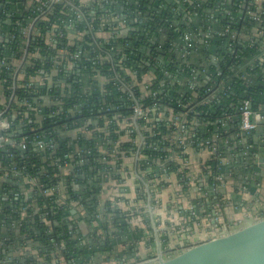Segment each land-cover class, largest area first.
I'll return each mask as SVG.
<instances>
[{
    "label": "built area",
    "instance_id": "2783aa9c",
    "mask_svg": "<svg viewBox=\"0 0 264 264\" xmlns=\"http://www.w3.org/2000/svg\"><path fill=\"white\" fill-rule=\"evenodd\" d=\"M19 1L21 0H17L16 3H19ZM24 1L25 6L31 9L32 15L27 19L26 26L18 29L21 36L19 44L22 56L18 60H4L0 64V71H2V68L5 69L12 74L13 79V87L9 97H6L3 89H0L2 91H0V152L8 153V157L4 159L8 164L3 165L0 162V184L1 182L11 181V183L17 182L23 185L22 192H13L12 196L6 193L0 194V264H31L29 260H35L36 263L42 264L48 258H50L49 261L51 262L46 261L44 264H76L77 262L74 259H70L67 253V246L64 243L57 245L55 250H51L49 254L46 252L42 255L39 249L32 250V247L36 246L37 243L34 238L27 241L26 237L31 236L29 228L27 230L22 229V222L25 221L30 224L32 219H28L30 216L26 208L22 205V207L17 205L21 195L29 200L32 198L36 188H38V192L46 197L57 194L56 203L60 206L67 204V197L63 196L60 185L59 188L42 190L43 186H38L35 178L23 175L17 168L18 164L15 156L10 154L11 151H25L29 145L27 137L18 140L15 135L17 130H20V134L23 133L22 126L14 128V119L18 117L15 107L25 108L36 114L42 111V105L38 103V97L35 101V106L27 100H18L16 92L19 88H24L31 94H34L33 92L35 91L36 95H34L37 96L41 88L46 85V80L49 81L50 86L57 83L58 87H65L67 81L74 78L78 79L84 88L92 86L106 88L107 85H112L117 86L118 90L126 92L128 99L134 103L132 107L133 114L130 118L124 119L119 127L126 132V136L135 135L133 143L136 148L133 157L125 162L129 169L124 171L121 183L123 184L132 172L130 170L131 167L128 166V162L130 164L132 161L135 165L136 178L141 180L145 187L147 184L150 188L152 206L154 211L158 213L159 218L164 216L165 202L162 200V195L158 192L154 196V189L158 188L159 185L155 177L167 181L171 174L182 175L180 179L182 187L190 192L196 191L199 194L197 195V198L200 199L199 202L208 200L213 195L223 193L224 172L227 165V158L224 153V149L227 148L226 144L228 148L230 146L229 142L234 141V143L237 142L238 144L244 138L242 136L243 133H246L250 138L260 133L264 125V114L254 110L249 99L242 100L238 106L233 107L232 111L227 110L224 112L225 94L224 79L222 78L224 74L220 70L221 67L217 65L215 68L218 73L212 70V65L222 63L223 59L221 60L219 56L206 52L201 47L206 46L216 33L219 37L228 36L230 38L231 43L225 46V48H229V52H234L236 41L245 43L247 38L251 41L256 38L261 39L264 36V31H261V26L264 23V0H254L250 7L244 4L240 5L237 10L240 15L247 16L255 23L247 33L245 27H242L241 31L232 30L231 27H234L233 25L241 26L242 18L236 19L232 14V9L225 7L224 3H220L219 6H216L211 11H207L203 19L194 10L183 9L182 11V7L170 11L173 14L178 13L177 17L179 18L169 21L167 29L161 33L160 41L164 46L166 44L172 45L176 57L174 67L177 75L180 74L179 78L181 81L176 78L177 76L166 70H162V72L169 77V80L190 92L185 104L181 105L177 112L172 109L163 110L158 104L153 106H143L141 104L140 98H137L134 92L135 86L139 87L144 96L152 95L157 97L156 91L150 90L155 79L154 71H148L147 69L152 59L148 61L146 66L136 65L135 61H130L129 55L132 50H130L131 46L129 44L112 46L118 41L120 33L130 34L133 24L143 26L146 16L149 14L139 11L134 18H129V14L126 11L111 8L109 6L111 4L110 0ZM1 2L6 5V0H1ZM8 3L9 5L2 10L4 14H8L9 10H7V7L13 5L11 2ZM190 4H193V2H190ZM57 5L68 8V15H71L67 26L72 31V35L69 36L70 40L63 47L58 46L59 38L62 37V35H57L60 30L59 22L50 23V16L53 14L54 6ZM251 6H254L255 9L251 10ZM120 8L119 5L118 9ZM8 15L10 16V14ZM220 18L228 23L224 29L218 27L217 20ZM42 23L47 24L45 28L40 26ZM78 24H83L87 32H82ZM7 33L0 35V37L5 40H8L10 36L12 39L15 38L12 35L8 36ZM38 40L43 41L49 49L56 50L55 56L48 57V60L52 63L53 73L43 71L41 74L30 77L28 82L22 85L21 82L26 77L24 74L25 66L39 58L38 49H35L34 52H29L30 47ZM158 40L159 38L155 37L153 42L156 43ZM108 46H111V48L107 49ZM157 53L158 50H155L153 57ZM156 58L158 60V57ZM164 59L161 61V65H165L167 62V59ZM259 60H261L259 64L255 65V63L251 62L250 66L254 64L255 68H258L264 61L263 59ZM100 63L109 66L107 75L94 74L97 71L96 66ZM138 72L142 73V82L138 80ZM163 88L164 84H161L157 92L161 93ZM41 98L39 97V99ZM46 105L50 107L60 106L62 102L47 98ZM201 108H207L206 112H200L203 115V122L197 118L189 121L192 114L199 115L197 111L201 110ZM58 114L60 112H52V117H56ZM26 118L29 119V115ZM152 119L158 122L159 127L158 125L148 126ZM235 121L237 122L236 126L233 124ZM77 124L78 122L74 123L71 126L72 129ZM231 128L235 129V132L237 131L236 135H234L235 138L232 137L226 142L232 135L225 137L224 134L226 132L229 134ZM155 130L159 131V134ZM63 131L67 130L64 129ZM98 131L103 132L104 129H99ZM91 132L87 127L83 126L73 131L71 130L73 136L78 134L89 135ZM152 138H159L160 140L151 143L150 139ZM38 146L41 150H44L45 148H53L55 143L52 141L48 144L39 142ZM76 148V151L71 155H67L66 158L81 157V164H86L85 158L88 155L84 154L85 149H81L78 146ZM150 152H152L150 156L147 155ZM88 153L91 154V152ZM99 153L102 155L106 153L105 148L101 145ZM194 153L201 154L204 160L203 169L201 170V187H198L197 182L193 180L189 173L190 162ZM114 154L113 151L111 157L115 156ZM153 154H155L154 158ZM52 164L55 165L57 163ZM104 177L107 178V181L102 183L101 192L108 185L111 187L115 186V195L120 196L119 182L109 180L107 173H104ZM79 179L86 180L87 178L85 175H80ZM87 182L90 185H95L96 181L95 178H89ZM79 186L82 185L78 184L77 187ZM69 204L72 210L78 211L81 215V220H85L83 206L76 201H72ZM116 204L118 207H124L123 209L121 208L122 211L121 209L116 210L124 214L125 221L129 226V233H135L146 227L147 224L137 226L133 222L134 220L130 217L133 211L125 208L126 206L123 205V202L117 201ZM182 208L185 209L183 206L176 207L173 205L171 211L176 213ZM97 219L100 220V217ZM7 222L10 223L7 224ZM43 222L48 223L46 220H43ZM72 228L78 229V226H72ZM91 228L96 233H93L90 237L84 235L80 229L77 230V232L79 231L85 237H88L87 240H82L79 243V247L87 246L91 249L95 239L103 238L101 236L103 231L99 228L98 223L93 224ZM108 228L110 229V226ZM126 237L128 236H118L121 239Z\"/></svg>",
    "mask_w": 264,
    "mask_h": 264
},
{
    "label": "trees",
    "instance_id": "16d2710c",
    "mask_svg": "<svg viewBox=\"0 0 264 264\" xmlns=\"http://www.w3.org/2000/svg\"><path fill=\"white\" fill-rule=\"evenodd\" d=\"M253 1L110 0L111 4L109 6L111 8L126 11L129 14V18H134L135 14L139 11L149 14L146 16L143 26L133 24L129 35L120 33L116 44H112V46L129 44L131 46L130 50H132L129 55L130 61H135L136 65L141 64L142 66H146L148 61L152 59L147 69L148 71H154L155 79L150 90L156 91L157 97H153L152 95L144 96L139 87L135 86L134 92L137 98H140L141 104L143 106L158 104L163 110L172 109L174 112H177L180 106L185 104L190 94L184 87L169 80V77L162 72V70H166L177 76L176 78L181 81L179 78L180 74L177 75L176 68L174 67L176 57L172 45L166 44L164 46L160 41L161 33L167 29L169 21L179 18L177 17L178 13H170L172 9L177 10L179 7H182V11L183 9L194 10L203 19L207 11H211L216 6H219L220 3H224L225 7L232 9V14L236 19L242 18L241 26L233 25L234 27H231L232 30L241 31V28L245 27L247 33L255 23L247 16L240 15L237 10L243 4L250 7ZM190 2H193V4H190ZM119 5L120 9H118ZM254 9V6H251V10ZM7 10H9L8 14L10 16L4 14L3 11L0 12V35L8 32V36L12 35L15 38L12 39L10 36L8 40H5L0 37V64L4 60L11 61V59L18 60L21 58L22 54L19 44L21 36L18 29L24 28L27 19L32 15L31 9L25 6L24 0H22V3H15L7 7ZM68 14V8L57 5L54 6L53 14L50 16L51 24L59 22L60 25V30L57 33L59 36L62 35L59 38L58 46L60 47L66 45L70 40L69 36L72 35V31L67 26L68 20L71 17ZM217 22L220 29H224L228 24L227 21L221 18ZM201 24L203 25V23ZM46 25L40 24L42 28H45ZM78 25H80L79 28L82 32H87L83 24ZM261 29V31H264V23ZM155 37L159 38L156 43L153 42ZM236 42L234 52H229V48H225V46L231 43L230 38L228 36L219 37L216 33L206 46L201 47L206 52L219 56L221 60L223 59L222 63L213 64L212 70L217 72L218 70L215 68L217 65L221 67L220 70L224 74V77H222L224 79L225 94L224 112L227 110L232 111L233 107L238 106L242 100L249 99L253 109L264 114V61L258 68H255V65L261 61L259 59L264 60V36L261 39L256 38L254 41L247 38L245 43ZM109 48L111 46L107 47V49ZM35 49H38L39 58L25 66L24 74L26 77L21 82L22 85L27 83L30 77L41 74L43 71L53 73L52 63L48 60V57L55 56L56 50L49 49L40 40L30 47L29 52H34ZM155 50H158V53L153 57ZM156 57H158V60ZM164 58L167 59V62L165 65H161V61ZM251 62L255 63V65L250 66ZM96 67L97 71L94 74L101 73L107 75L109 72L107 64L100 63ZM141 74V72H138V80L140 82L143 81ZM86 82L89 83L88 80ZM161 84H164V88L159 93L157 90ZM12 87V74L2 68V71H0V89H3L6 97H9L11 94ZM86 88L79 83L78 79L74 78L69 79L65 87H58L57 83L50 86L49 81L46 80V85L41 88L37 96H35V91L33 92L34 95L24 88H19L16 92L18 100H27L35 106V101L38 97V103L42 105V111L36 114L25 108L15 107L18 117L14 119V128L16 129L18 126L23 127V133L20 134V130H17L15 135L18 140L27 137L29 145L25 151L10 152V154L15 156L18 164L17 168L24 176L35 178L38 186H43L42 190L59 188L60 185L61 192L67 197V204L60 206L56 203L57 194L46 197L38 192V188H36L32 194V198L29 200L21 195L17 205H22L26 208L30 216L28 219H32L30 224L23 221L22 229L27 230L29 228L31 236L34 235L33 238L37 243L36 248L41 251L42 255L46 252L49 254L51 250H55L57 245L64 243L67 246V253L70 259L77 261L76 264L81 261H87L97 252H102L106 248L115 245L118 242V236H131L138 232L129 233V226L125 221L124 215L119 210H116V208L107 206L111 213L115 214L114 220L122 225L119 226L123 230L120 235L119 233L114 234L108 226L102 224L97 219L101 216L99 203L101 185L107 181L104 173L109 175V180H114L117 183L122 182L124 171L129 169L125 162L132 158L135 152L136 146L133 143L135 135L126 136V132L119 127L124 119L132 116L134 103L128 99V94L118 90L117 86L107 85L106 88L99 86ZM39 97L42 98L39 99ZM47 98L62 102V105L50 107L46 105ZM206 111L207 108L199 109L197 111L199 115L192 114L189 121H192L194 118L202 121L203 115L200 112ZM52 112H60V114L52 117ZM27 115H29V119L26 118ZM76 122H78L77 126H74L72 129L71 126ZM233 124L236 126L237 122L235 121ZM152 125H158L159 127L155 119H152L148 126ZM82 126L92 131L91 134L73 136L71 130L73 131ZM64 129L67 131H63ZM99 129H104V131H98ZM155 131L159 134V131ZM157 140L160 139L152 138L150 142L155 143ZM50 141L55 143L53 148H45L44 150L39 148V142L48 144ZM100 145L106 150V153L103 155L99 153ZM77 146L85 149L84 154L88 155L85 158L86 164H81V157L66 158L67 155H71L76 151ZM113 151L115 156L111 157ZM88 152H91V154ZM151 153H147V155L150 156ZM6 157H8V153L0 152L1 164H8L4 160ZM154 157L155 154H153ZM52 163L57 164L54 165ZM128 166L130 167L131 165L128 163ZM68 172L69 175L67 176ZM76 175L79 177L80 175H85L87 179L95 178V185L88 184L87 179L81 180ZM178 177L182 178V175ZM155 179L159 184L158 188H162L165 185L161 183L162 180L158 177H155ZM78 184L82 185V189L77 188ZM22 190L23 185L21 183H11V181H8L1 182L0 184V194L6 193L12 196L13 192H22ZM72 201H76L83 206L84 217L89 226L98 223L99 228L103 231L101 235L103 238L95 239L91 245V249L87 246L79 247V243L82 240H87L88 237L73 229L71 223L68 221L67 217L72 216L70 214L72 207L69 204ZM43 220H46L48 223H44ZM9 223L7 222V224Z\"/></svg>",
    "mask_w": 264,
    "mask_h": 264
},
{
    "label": "water",
    "instance_id": "95a60500",
    "mask_svg": "<svg viewBox=\"0 0 264 264\" xmlns=\"http://www.w3.org/2000/svg\"><path fill=\"white\" fill-rule=\"evenodd\" d=\"M16 1L0 0V11ZM242 136L251 161L264 163V133L255 134L252 145L246 133ZM146 188V227L78 264H264V175L163 219L155 216ZM70 214L85 224L77 210ZM86 227L88 237L96 233Z\"/></svg>",
    "mask_w": 264,
    "mask_h": 264
},
{
    "label": "crops",
    "instance_id": "0c3cea01",
    "mask_svg": "<svg viewBox=\"0 0 264 264\" xmlns=\"http://www.w3.org/2000/svg\"><path fill=\"white\" fill-rule=\"evenodd\" d=\"M19 3H22V0L19 1ZM262 132H264V125L262 126L260 133ZM230 134L232 136L228 138L226 142H228L232 137H234V135H236L235 129L231 128L229 134H227L226 132V134L224 135L225 137H227ZM249 140V145H252V138L249 137ZM246 144L247 142L245 138H243L242 141L238 142V144L237 142L234 143V141L229 142V148L226 144L227 148L224 149V153L226 151L225 156L227 158V165L224 172V188L222 190L223 193L231 192V190H233L235 187L239 186L245 181L251 180L253 177L264 175V163L254 164V162L251 161V158L247 153H245L249 148L245 147ZM262 157L264 158V153ZM203 163L204 160L201 154H192L189 173L190 176H192L193 180L197 182L198 187H201L202 184L201 170L203 169ZM130 164V170L132 172L130 173V175H128V179H126L123 184L119 182L120 186H118V188H120V196L115 195V186L111 187L110 185H108V187H106L99 196V203L101 208L100 222H102V224L106 226H110V231L114 232V234L119 233V235L123 231L119 227L122 225H120L118 221L114 220L115 214H113V212L111 213L110 209H108L107 207L109 206L110 208L115 207L116 209H123V206H117V201L123 202V205L126 206L125 208H128L129 211L132 209L133 213L130 214V217H132V219L134 220L133 222L136 223L137 226H144L148 224L150 220L147 188L144 186L141 180L136 178L134 163L131 161ZM69 172L67 174H69ZM168 178L169 180L167 181L162 180L161 183L165 184L162 188L154 189V196L156 192H158L162 195V200H164L165 202V212L163 217L160 216L161 219L169 217L170 215H173V213H175L171 211L173 209V205H175L176 207L183 206L184 208L189 206L193 207L194 204H196L200 200L199 198H197V195L199 194L196 191L190 192L188 189L182 187V182L180 180L181 178L178 177L177 174H171ZM77 188L82 189L81 186ZM154 214L157 218H159V215L156 211H154ZM67 218L68 221L73 224V226H78V229H80V231L84 235L88 234L89 231L86 226H89V224L86 223V220H84L85 224H81L80 221H76L74 219V216H69ZM49 259L50 258H48V260L45 259L42 264H44V262L46 261H49ZM29 262L31 264H38L35 260H29Z\"/></svg>",
    "mask_w": 264,
    "mask_h": 264
},
{
    "label": "flooded vegetation",
    "instance_id": "af4514ba",
    "mask_svg": "<svg viewBox=\"0 0 264 264\" xmlns=\"http://www.w3.org/2000/svg\"><path fill=\"white\" fill-rule=\"evenodd\" d=\"M33 237H34V235H32V236H27L26 239H27V241H28V240L30 241Z\"/></svg>",
    "mask_w": 264,
    "mask_h": 264
},
{
    "label": "rangeland",
    "instance_id": "374dc122",
    "mask_svg": "<svg viewBox=\"0 0 264 264\" xmlns=\"http://www.w3.org/2000/svg\"><path fill=\"white\" fill-rule=\"evenodd\" d=\"M73 226V225H72Z\"/></svg>",
    "mask_w": 264,
    "mask_h": 264
}]
</instances>
